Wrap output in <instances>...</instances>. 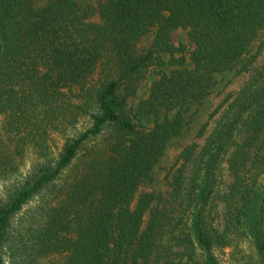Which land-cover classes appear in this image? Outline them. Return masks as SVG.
<instances>
[{
	"label": "trees",
	"instance_id": "trees-1",
	"mask_svg": "<svg viewBox=\"0 0 264 264\" xmlns=\"http://www.w3.org/2000/svg\"><path fill=\"white\" fill-rule=\"evenodd\" d=\"M34 3L0 0V264H219L225 249L264 264V63L214 110L199 150L177 155L166 194L131 205L186 106L209 95L214 74L253 63L264 0H102L96 23L73 0ZM153 65L169 70L133 111L155 118L143 130L127 106ZM223 162L231 181L219 193Z\"/></svg>",
	"mask_w": 264,
	"mask_h": 264
},
{
	"label": "rangeland",
	"instance_id": "rangeland-1",
	"mask_svg": "<svg viewBox=\"0 0 264 264\" xmlns=\"http://www.w3.org/2000/svg\"><path fill=\"white\" fill-rule=\"evenodd\" d=\"M49 0H35L34 5L36 7H42ZM76 5L81 8L88 9L91 12L89 18L90 22H98L97 14L95 10L98 4L102 0H73ZM153 37V32L149 33L147 36L142 38L138 43V48L147 49L151 43ZM170 43L173 46L183 45L185 47V58H188V52L190 50V45L188 44L186 38V32L182 30H175L170 34ZM264 40V33L257 38L249 48L250 56H254L253 63L242 70L240 66L233 68L230 71L220 72L213 75L212 83L210 86L209 95L195 103H191L186 106L185 112L183 114L184 125L181 133L172 138L167 142L166 148L162 155L159 157L157 164L152 169L150 173V182L144 183L138 187L136 193L131 201V205H134L137 197L141 193L153 192L154 194H159L161 196L165 195L167 192V178L166 175H170L172 171L179 165L176 162V157L180 151L187 146L195 145L196 152L201 147L204 139L208 136L214 123L218 117V113L214 114V110L222 108V105L231 100L238 89L247 81V79L252 75V73L257 70L264 63V45L262 48L258 49L260 43ZM162 60L165 61L167 57L165 55L161 56ZM186 66H189V62H186ZM162 71L167 73L169 68L166 65L158 66L153 65L149 68L144 79L139 84L134 97L128 102V113L131 117L132 123L136 128H142L143 130H149L154 122V117L147 116L143 118L133 117V111L136 105L144 100L147 96L150 84L157 79V72ZM95 82H91V84ZM75 93V90H73ZM72 100H76L73 98ZM220 112V111H219ZM175 112H171L165 115L168 119L172 118ZM163 117L162 113L158 119ZM81 123L77 124L78 128ZM62 143V138L59 134H54L52 136L51 150L55 151L59 148ZM34 158L32 154H27L24 157L23 163L20 167L22 171H25L29 165L30 159ZM219 185L218 192L223 193L226 191L228 183L231 181L230 175L227 171V165L223 162L219 171ZM35 205L34 202H30L25 207V210ZM216 205V216L214 220L216 223H220L221 207L220 203L216 200L213 202ZM229 250H224L223 253L216 252V257L219 264H238L241 261L242 253L237 255L228 256ZM234 260H237L235 262Z\"/></svg>",
	"mask_w": 264,
	"mask_h": 264
}]
</instances>
